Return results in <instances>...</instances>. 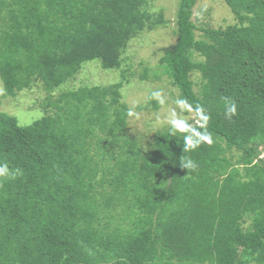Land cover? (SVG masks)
<instances>
[{"label": "trees", "instance_id": "trees-1", "mask_svg": "<svg viewBox=\"0 0 264 264\" xmlns=\"http://www.w3.org/2000/svg\"><path fill=\"white\" fill-rule=\"evenodd\" d=\"M225 1L237 23L198 36L197 0H179L153 74L195 113L186 134L208 115L211 145L183 152L169 128L150 150L125 138V74L63 91L27 125L0 111V161L21 170L0 183V264H264V0ZM167 22L149 0H0L5 92L51 96L96 59L121 68L129 40Z\"/></svg>", "mask_w": 264, "mask_h": 264}, {"label": "rangeland", "instance_id": "rangeland-1", "mask_svg": "<svg viewBox=\"0 0 264 264\" xmlns=\"http://www.w3.org/2000/svg\"><path fill=\"white\" fill-rule=\"evenodd\" d=\"M178 3L179 0H149V10L155 13L163 10L168 22L132 37L124 50L121 68L105 69L100 60L88 61L76 77L56 88L51 96L41 82L19 91L15 96L7 95L0 77V111L15 115L20 124L27 125L45 113L43 103H47L49 99L57 100L63 91L81 86L110 85L121 81L125 74L127 80L125 78L121 88L122 101L129 107L135 105V112L139 115L138 118L128 115L124 137L137 141L144 150H150L155 135L160 129L168 128L165 121L173 114L177 125H181V121L192 120L195 116L187 105L181 103L180 91L167 74L153 75L155 71L162 70L160 58L163 48L176 41ZM194 13L198 36L202 34V28H218L237 23L225 0H197ZM145 70L147 75L143 77ZM193 79L198 91L199 74L194 73ZM153 92H159L164 102L150 98ZM153 99L157 103H153Z\"/></svg>", "mask_w": 264, "mask_h": 264}, {"label": "clouds", "instance_id": "clouds-1", "mask_svg": "<svg viewBox=\"0 0 264 264\" xmlns=\"http://www.w3.org/2000/svg\"><path fill=\"white\" fill-rule=\"evenodd\" d=\"M150 98H156L161 103L164 102L159 92H153ZM200 111H201V119L203 121L201 128H204L205 131L196 136L186 134V133H189L190 131V126L188 125L186 121H181V123L183 124V127H178L177 119L174 114L165 121V123L167 124L169 128L170 135L176 137V133L185 134L183 136V140H184L183 152L194 151L200 148L202 144L211 145L213 143V138L211 134L206 131L209 117L207 114L203 113V109H200ZM236 111H237V108L234 102L227 104L225 114L229 118L234 116L236 114ZM128 115L136 116L138 118L139 114L135 112V105L131 106L128 109ZM181 166L190 171V170H195L198 167V164L196 161L192 159H182ZM20 172H21L20 169H13L7 161H0V183L5 182V181H10V180H15L18 177V175H20Z\"/></svg>", "mask_w": 264, "mask_h": 264}]
</instances>
